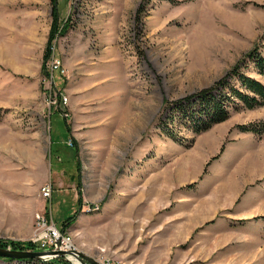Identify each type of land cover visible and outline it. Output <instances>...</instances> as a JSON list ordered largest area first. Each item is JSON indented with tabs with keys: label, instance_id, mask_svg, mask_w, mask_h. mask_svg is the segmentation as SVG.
<instances>
[{
	"label": "rangeland",
	"instance_id": "1",
	"mask_svg": "<svg viewBox=\"0 0 264 264\" xmlns=\"http://www.w3.org/2000/svg\"><path fill=\"white\" fill-rule=\"evenodd\" d=\"M263 46L264 0H0V240L74 213L99 264H264V132L237 127L264 105L201 134L163 109L236 65L264 85Z\"/></svg>",
	"mask_w": 264,
	"mask_h": 264
},
{
	"label": "trees",
	"instance_id": "2",
	"mask_svg": "<svg viewBox=\"0 0 264 264\" xmlns=\"http://www.w3.org/2000/svg\"><path fill=\"white\" fill-rule=\"evenodd\" d=\"M147 1V0H146ZM55 21V20H54ZM56 22V21H55ZM54 22V24H55ZM47 49L43 56V63L49 59L51 46L47 44ZM247 63L252 65L254 71L261 76H264V46L257 50H251L247 54ZM247 64V65H248ZM219 90L220 93L218 92ZM184 103L166 101L163 109L168 105V110L174 114L172 121H178L180 124L187 126L194 134H201L211 128L212 125L225 121L231 110L239 109L240 107L253 109L257 106L264 105V85L253 77L246 76L237 65L234 66L227 77L222 78L218 83L209 87L206 90H200L193 96L185 99ZM178 112V113H177ZM176 113V114H175ZM178 114V115H177ZM239 129L260 135L264 132V122L259 125L247 124V126H237ZM67 132L69 130L66 127ZM77 203L81 204V199L78 196ZM78 212V211H77ZM76 212V213H77ZM75 214L67 217L62 223V232L65 231L67 223L74 221ZM0 247H9L12 250H31L36 251L38 246L29 241H3L0 240ZM3 261H14L10 258H1ZM33 264H71L63 258H52L45 261L27 260Z\"/></svg>",
	"mask_w": 264,
	"mask_h": 264
},
{
	"label": "built area",
	"instance_id": "3",
	"mask_svg": "<svg viewBox=\"0 0 264 264\" xmlns=\"http://www.w3.org/2000/svg\"><path fill=\"white\" fill-rule=\"evenodd\" d=\"M55 68L57 69L59 66L55 65ZM51 193L52 188L49 183L41 188V195L43 198H50ZM48 213L49 212H44L35 216L36 233L30 241L38 246L37 250L75 251L76 248L70 235L59 230L57 226L52 223L53 221L49 218ZM68 258L70 259L69 262H72V259L75 260L71 256H68ZM102 264L116 263L109 261V259H103Z\"/></svg>",
	"mask_w": 264,
	"mask_h": 264
},
{
	"label": "water",
	"instance_id": "4",
	"mask_svg": "<svg viewBox=\"0 0 264 264\" xmlns=\"http://www.w3.org/2000/svg\"><path fill=\"white\" fill-rule=\"evenodd\" d=\"M68 256L73 257L79 264H99L98 262L88 258L79 251H55V250H12L10 248L0 247V258H10V259H35L39 261H45L52 258H63L64 260L70 261Z\"/></svg>",
	"mask_w": 264,
	"mask_h": 264
},
{
	"label": "bare ground",
	"instance_id": "5",
	"mask_svg": "<svg viewBox=\"0 0 264 264\" xmlns=\"http://www.w3.org/2000/svg\"><path fill=\"white\" fill-rule=\"evenodd\" d=\"M4 145H5V144H4ZM4 145H3V146H4ZM0 146H1V145H0ZM51 188H52V187H51Z\"/></svg>",
	"mask_w": 264,
	"mask_h": 264
},
{
	"label": "crops",
	"instance_id": "6",
	"mask_svg": "<svg viewBox=\"0 0 264 264\" xmlns=\"http://www.w3.org/2000/svg\"><path fill=\"white\" fill-rule=\"evenodd\" d=\"M70 146H72V145L70 144Z\"/></svg>",
	"mask_w": 264,
	"mask_h": 264
}]
</instances>
